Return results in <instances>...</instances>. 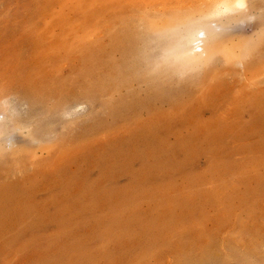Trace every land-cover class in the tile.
Here are the masks:
<instances>
[{
	"label": "rangeland",
	"instance_id": "1",
	"mask_svg": "<svg viewBox=\"0 0 264 264\" xmlns=\"http://www.w3.org/2000/svg\"><path fill=\"white\" fill-rule=\"evenodd\" d=\"M263 2L0 0V264H264Z\"/></svg>",
	"mask_w": 264,
	"mask_h": 264
},
{
	"label": "bare ground",
	"instance_id": "2",
	"mask_svg": "<svg viewBox=\"0 0 264 264\" xmlns=\"http://www.w3.org/2000/svg\"><path fill=\"white\" fill-rule=\"evenodd\" d=\"M211 1L213 2L212 4H214L215 6H218V9L221 11V13L218 11L219 14H225L228 11L229 12L231 11V13H232V10L234 8H236L237 6H240L241 9H243L244 7L242 8V6H244L246 4V0H211ZM181 3H182V0H181ZM260 3H262V2H260ZM260 5H262V4H260ZM245 7H247V5ZM236 10H234V11H236ZM243 10H242V12H243ZM245 10H246V8H245ZM222 11L225 12V13H222ZM203 22L206 23V21H203ZM198 26H196V24H195L193 27H190L191 29H190L188 35L184 38V43L187 44V49L185 50V54L187 56L186 58H188L191 63H194V64H196L197 66H199L201 68H206L207 66H209V63L214 61V58H215V56L217 55V53L219 51V44H218L217 41H211L210 42V38L208 37L207 31L204 30V29H199ZM213 33H214V31H213ZM183 37H184V35H183ZM0 133H1V131H0Z\"/></svg>",
	"mask_w": 264,
	"mask_h": 264
}]
</instances>
